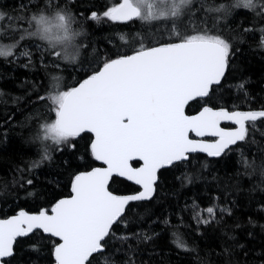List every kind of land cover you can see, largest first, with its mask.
<instances>
[{
    "label": "trees",
    "instance_id": "obj_1",
    "mask_svg": "<svg viewBox=\"0 0 264 264\" xmlns=\"http://www.w3.org/2000/svg\"><path fill=\"white\" fill-rule=\"evenodd\" d=\"M119 2L0 0V11L12 17L0 21V27L15 29L6 38L0 36L5 45L34 30L28 20L40 12L68 10L75 17L73 29L81 32L75 41L78 54L74 61L51 55L46 42L36 37L21 41L15 56L0 57V218L19 209H48L69 194L76 173L97 165L90 155L89 134L61 145L42 139L43 126L55 118L47 96L75 86L106 58L130 53L140 42L153 44L168 38L171 21L89 19L92 12L102 14ZM234 4L235 0H193L175 26L182 31L203 29L220 34L233 46L229 68L221 84L213 86L209 106L264 109V15ZM220 5L227 11H206ZM25 48L32 52L31 63L19 55ZM202 105L204 101H192L186 110L194 112ZM45 150L51 157L48 160L43 159ZM262 167L264 121H257L247 140L231 146L221 157L195 153L187 161L161 169L152 199L129 205L123 221L113 226L105 255L93 264H264ZM109 190L126 194L138 187L113 177ZM208 207L216 208L215 219L198 223L197 212L201 219H209ZM176 232L187 251L173 243ZM51 248L48 236L37 230L30 237L18 238L12 264H52Z\"/></svg>",
    "mask_w": 264,
    "mask_h": 264
},
{
    "label": "snow or ice",
    "instance_id": "obj_2",
    "mask_svg": "<svg viewBox=\"0 0 264 264\" xmlns=\"http://www.w3.org/2000/svg\"><path fill=\"white\" fill-rule=\"evenodd\" d=\"M192 4L193 0H120L102 14H90L89 19L97 22L103 18L121 23L171 21L173 27L167 39L153 44L140 42L130 53L106 58L75 86L47 96L55 118L43 126L42 139L61 145L91 134L90 155L104 166L75 174L71 195L48 209L35 214L20 210L0 218V264H12L18 238L30 237L37 230L47 234L54 264H93L105 255L113 226L123 221L129 205L152 199L162 168L187 161L194 153L221 157L231 146L245 142L257 121H264V109L229 111L208 105L213 86L220 85L225 77L234 49L220 34L203 29L182 31L175 26ZM233 7L264 15V0H235ZM206 11L227 9L223 5L209 6ZM6 19L12 17L0 11V21ZM28 23L34 30L25 31L14 43H0V57L15 56L14 49L21 41L36 37L46 42L51 55L75 60V41L81 32L73 29L75 17L70 11L40 12L31 15ZM14 31L11 26L0 27V36L6 38ZM261 46L264 47V35ZM19 55L31 63L30 49L25 48ZM197 100L204 101L201 110L186 114L189 103ZM222 122L235 127L226 129L221 127ZM190 134L196 138H190ZM205 137L216 139L207 141ZM50 158L45 150L43 159ZM133 161L142 163L133 167ZM114 176L133 182L141 190L129 195L114 194L109 190ZM205 211L209 219H201L197 212L198 223L208 224L215 219V207ZM224 211L231 214L230 210ZM173 236V243L187 251L180 234ZM33 249L38 250L35 246Z\"/></svg>",
    "mask_w": 264,
    "mask_h": 264
},
{
    "label": "water",
    "instance_id": "obj_3",
    "mask_svg": "<svg viewBox=\"0 0 264 264\" xmlns=\"http://www.w3.org/2000/svg\"><path fill=\"white\" fill-rule=\"evenodd\" d=\"M215 86V85H214ZM203 107V106H202ZM219 108H224V107H218V108H214V109H219ZM225 109H227V108H225ZM201 110V108L198 110V111H200ZM227 110H229V109H227ZM234 110H239V111H250V110H261V109H233V110H229V111H234ZM198 111L197 112H194V113H191V114H188V115H193V114H196V113H198ZM187 114V113H186ZM231 125V126H233V127H231V128H234L235 126L234 125H232L231 123H228V122H222V124H221V127H223L222 125ZM224 128H226V129H231V128H228V127H224ZM90 136H91V134H89ZM190 138H196V137H194V134H190ZM206 138V137H205ZM214 138V137H213ZM91 139H92V136H91ZM198 139V138H197ZM216 139V138H215ZM91 141V140H90ZM208 141V140H207ZM214 141V140H213ZM195 154V153H194ZM200 154H204V153H200ZM204 155H206V154H204ZM207 156V155H206ZM97 162V165H95V166H93V167H91L90 169H88V170H84V171H89V170H91L92 168H94V167H103L104 165L102 164V162H99V161H96ZM133 162H136L137 163V165H133V167H139L140 165H141V163L142 162H138V161H133ZM132 162V163H133ZM163 169V168H162ZM80 172H83V171H80ZM79 173V172H78ZM77 174V173H76ZM114 177H116V178H119V179H122V180H125V181H127L125 178H122V177H117V176H114ZM73 178H74V176H73ZM111 182V181H110ZM128 183H131V184H133V185H135L133 182H130V181H127ZM135 186H137L138 187V190L137 191H135V192H133V193H126V194H117V195H129V194H134V193H138L141 189H140V186H138V185H135ZM114 194H116V193H114ZM71 195V184H70V188H69V194L68 195H66V196H63V197H61V198H66V197H69ZM61 198H59V199H61ZM59 199H57L52 205H54ZM147 201V200H146ZM139 202V201H138ZM51 205V206H52ZM50 206V207H51ZM49 207V208H50ZM42 209H45V208H42ZM20 210H24V209H19V210H17L14 214H11V215H9V216H7V217H3V218H8V217H11L12 215H16ZM41 210V209H40ZM39 210V211H40ZM26 211V210H25ZM39 211H28L30 214H35V213H38ZM45 235H47V234H45ZM54 239V238H53ZM52 264H54V257H53V263Z\"/></svg>",
    "mask_w": 264,
    "mask_h": 264
},
{
    "label": "flooded vegetation",
    "instance_id": "obj_4",
    "mask_svg": "<svg viewBox=\"0 0 264 264\" xmlns=\"http://www.w3.org/2000/svg\"><path fill=\"white\" fill-rule=\"evenodd\" d=\"M202 106H204V105H202ZM202 108V107H201ZM199 110V109H198ZM198 110H196V111H194V112H197ZM194 112H187V110H186V113L187 114H191V113H194ZM223 127H228V128H231V127H233V126H231V125H222ZM205 140H208V141H213V140H215V138H213V137H206V138H204ZM134 163V162H133Z\"/></svg>",
    "mask_w": 264,
    "mask_h": 264
},
{
    "label": "rangeland",
    "instance_id": "obj_5",
    "mask_svg": "<svg viewBox=\"0 0 264 264\" xmlns=\"http://www.w3.org/2000/svg\"><path fill=\"white\" fill-rule=\"evenodd\" d=\"M189 8V7H188ZM188 8H185L184 13L187 11ZM183 16V15H182ZM160 22V21H159Z\"/></svg>",
    "mask_w": 264,
    "mask_h": 264
}]
</instances>
